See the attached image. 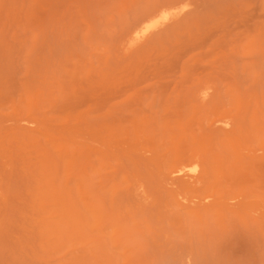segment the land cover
<instances>
[{"label":"rangeland","instance_id":"374dc122","mask_svg":"<svg viewBox=\"0 0 264 264\" xmlns=\"http://www.w3.org/2000/svg\"><path fill=\"white\" fill-rule=\"evenodd\" d=\"M66 141L68 185L127 229L125 253L40 233L33 162L63 164ZM190 153L220 171L217 209L172 200ZM262 212L264 0H0V264H264Z\"/></svg>","mask_w":264,"mask_h":264},{"label":"bare ground","instance_id":"6f19581e","mask_svg":"<svg viewBox=\"0 0 264 264\" xmlns=\"http://www.w3.org/2000/svg\"><path fill=\"white\" fill-rule=\"evenodd\" d=\"M155 15H157L156 18L152 19L150 16L146 21L143 20L138 26H135L132 33L134 35L144 33L153 28L157 23L168 19L171 14L163 10H157ZM222 131L225 138H228L229 132L225 128ZM88 133L91 137L101 138L106 142L107 138L105 136ZM174 137V133L169 135L171 139ZM10 139L14 140V137ZM189 140L194 141L192 139ZM8 141L10 140L8 139ZM106 143L110 144V140ZM124 144L129 145V143ZM71 146L67 141L57 144V147L67 151V155L64 154L62 156L63 160L59 161H64L63 164H57L54 160H51L43 148L38 152L39 154L33 162L35 164L33 170L37 173L39 182L41 183V186L33 196L39 207H41L40 233L47 238L46 242L50 245L51 249L61 246L63 240L69 238L92 239L97 244L96 246H100L99 240H101V237L99 235H105L106 237L109 235L110 248L125 253L128 251L126 243L127 229L118 222L109 221L110 215L104 213L101 201L92 195L89 185L81 177H78L72 186L68 185L69 179L74 174L71 166L74 161V155L68 150ZM205 153L207 156L208 151H205ZM207 163L208 160H203L196 153L181 156L174 161L173 165L169 167L168 175L170 179L178 180V184L180 185L177 186L174 182L170 184L169 191L172 194V200L175 202L186 201L179 191L180 189H184L185 193L192 194L190 201H195L199 207L204 208V210L209 207L210 209H217L220 196H216L218 192L215 190V186L217 185L215 179L220 174V171L211 162L209 165ZM61 172L64 173V179L62 182H59L58 174ZM125 178L127 179V176ZM115 186L116 184H113L110 188L104 190V192L108 193ZM109 197L110 202H112V196L109 195ZM190 201H186L187 207ZM242 204L240 203V206L244 205ZM262 215L264 217V212H262ZM89 230L90 232H94V235L87 237L85 232ZM49 240H52V242ZM126 259L128 258L122 257V260Z\"/></svg>","mask_w":264,"mask_h":264}]
</instances>
